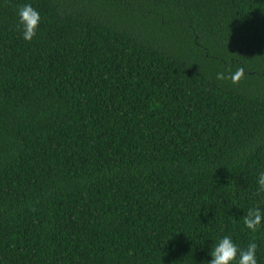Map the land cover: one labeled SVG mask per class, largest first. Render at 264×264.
<instances>
[{
  "label": "trees",
  "instance_id": "obj_1",
  "mask_svg": "<svg viewBox=\"0 0 264 264\" xmlns=\"http://www.w3.org/2000/svg\"><path fill=\"white\" fill-rule=\"evenodd\" d=\"M260 172L264 0H0V264H264Z\"/></svg>",
  "mask_w": 264,
  "mask_h": 264
},
{
  "label": "clouds",
  "instance_id": "obj_2",
  "mask_svg": "<svg viewBox=\"0 0 264 264\" xmlns=\"http://www.w3.org/2000/svg\"><path fill=\"white\" fill-rule=\"evenodd\" d=\"M17 16L19 17V25L22 26L23 38L31 42L37 35L39 26L42 21L40 12L31 4H24L18 7ZM243 76V69H239L233 76L232 82L238 83ZM217 79L223 80V74H217ZM257 194L264 193V172H260L257 177ZM245 227L252 232L257 231L258 227L264 224V212L259 208H250L242 217ZM256 242L248 244L246 249H241L232 240V237L224 236L211 249L210 255L213 259L208 264H257Z\"/></svg>",
  "mask_w": 264,
  "mask_h": 264
}]
</instances>
